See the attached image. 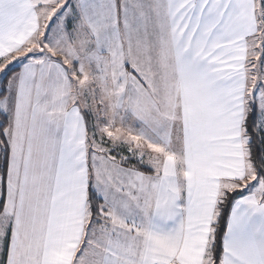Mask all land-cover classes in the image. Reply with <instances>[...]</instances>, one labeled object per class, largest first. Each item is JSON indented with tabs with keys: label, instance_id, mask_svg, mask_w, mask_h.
I'll use <instances>...</instances> for the list:
<instances>
[{
	"label": "snow or ice",
	"instance_id": "1",
	"mask_svg": "<svg viewBox=\"0 0 264 264\" xmlns=\"http://www.w3.org/2000/svg\"><path fill=\"white\" fill-rule=\"evenodd\" d=\"M0 264H264V0H0Z\"/></svg>",
	"mask_w": 264,
	"mask_h": 264
}]
</instances>
